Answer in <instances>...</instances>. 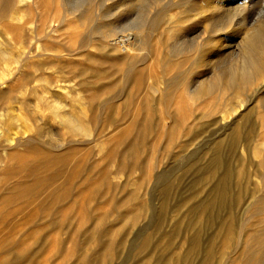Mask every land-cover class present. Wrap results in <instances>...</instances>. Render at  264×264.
<instances>
[{
  "label": "rangeland",
  "instance_id": "rangeland-1",
  "mask_svg": "<svg viewBox=\"0 0 264 264\" xmlns=\"http://www.w3.org/2000/svg\"><path fill=\"white\" fill-rule=\"evenodd\" d=\"M213 2L0 9V40L42 54L66 105L34 100L33 68L0 86V114L30 131L0 150V264H264V88L216 82L212 21L195 16Z\"/></svg>",
  "mask_w": 264,
  "mask_h": 264
},
{
  "label": "bare ground",
  "instance_id": "bare-ground-1",
  "mask_svg": "<svg viewBox=\"0 0 264 264\" xmlns=\"http://www.w3.org/2000/svg\"><path fill=\"white\" fill-rule=\"evenodd\" d=\"M212 6L205 4L202 9H197L195 16H199L207 21H212L209 27L210 40H208L209 52L212 51L210 57H214L219 68H214L216 82L218 84L226 82L230 87H236L243 91H253V94L259 93L264 88V0H212ZM86 2V1H85ZM92 2V1H91ZM95 2V1H94ZM80 4V3H79ZM91 5L92 3H82ZM80 4V5H82ZM39 5V0H0V9L3 11L9 9L23 10L32 9ZM16 14V19L20 20ZM195 18V19H193ZM199 22L196 17H187L185 22L176 25L177 28L184 26L187 23ZM53 21L43 28L38 33L42 38H46L56 33L52 27ZM29 23L19 24L20 30L31 29L27 26ZM27 26V27H26ZM173 28V27H172ZM181 31V30H177ZM130 43L129 38L126 41L121 40L120 46L127 47ZM51 51L47 48L42 49V52ZM59 57L55 54H43V56ZM14 56L18 67L13 71L7 67H1L0 86L15 82L17 76L26 68H33L34 74L39 76L43 81L28 91L34 97V100L42 104V106L51 107L56 112L65 108L66 105L55 103V98L58 95L57 81H51L41 74L42 70L36 65V61L31 59L42 56V54L31 55L27 53H18L8 40H0V61ZM222 72H217L219 70ZM3 87H1L2 89ZM23 86L17 89H22ZM43 93H47L50 97H46ZM57 100V99H56ZM32 102L30 99L21 101V105L28 108ZM31 114V112L29 113ZM5 116V114H0ZM65 124L71 133L82 131L87 133L88 130L77 125L76 120L70 117L68 112L65 114ZM0 134L2 141L0 142V150H7L11 140L20 139L18 136L24 135L28 127L18 123L15 116H5L3 118ZM20 140H18L19 142ZM190 264V263H188Z\"/></svg>",
  "mask_w": 264,
  "mask_h": 264
}]
</instances>
